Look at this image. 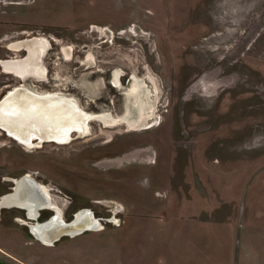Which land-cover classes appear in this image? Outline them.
<instances>
[{
	"label": "rangeland",
	"instance_id": "obj_1",
	"mask_svg": "<svg viewBox=\"0 0 264 264\" xmlns=\"http://www.w3.org/2000/svg\"><path fill=\"white\" fill-rule=\"evenodd\" d=\"M7 4L0 101L24 84L91 117L67 143L27 148L0 130V196L30 175L56 206L44 216L89 208L101 225L47 244L23 210L2 208L0 258L264 264V0H0V12ZM33 37L48 42L45 79L1 63L23 59L13 44ZM139 113L140 125L123 119Z\"/></svg>",
	"mask_w": 264,
	"mask_h": 264
},
{
	"label": "bare ground",
	"instance_id": "obj_2",
	"mask_svg": "<svg viewBox=\"0 0 264 264\" xmlns=\"http://www.w3.org/2000/svg\"><path fill=\"white\" fill-rule=\"evenodd\" d=\"M26 42L28 43L26 44L28 48L27 56L23 59L2 61L4 69L20 76L33 73L39 77H45L47 70L43 64V55L47 51L48 42L46 38L33 37L29 42L27 40L23 43ZM19 43L13 45L19 48L25 46V44ZM68 52L67 49L66 53ZM119 79L120 75L115 73V82L118 83ZM134 83L136 84L133 86L134 90H139L141 87L140 82L137 83L136 81ZM53 96L54 94L50 93L37 94L25 90V88H15L8 91L0 101V126L6 129L10 136L16 137V140L23 142L26 146L32 144L31 140L34 135L39 136L42 140L56 139L63 143L71 140L72 131L74 130H77L76 133L79 135H86L91 113L88 114L82 110L78 101L74 98L71 99L63 95H59L60 97ZM133 116L127 114L123 119H127L129 126L140 125L143 113ZM100 117L107 123L118 122V119H109L104 115H100ZM37 144H40V142ZM27 176L29 177V175ZM13 202L25 207L30 217H37L40 207L56 209L46 186L32 177L20 181L16 191L6 194L1 200L2 205H11ZM61 216V211H57L45 222V225L31 223L30 226L36 239L51 244L63 232L75 235L80 233L82 231L80 229L83 227L85 229H97L101 225L100 220L93 218L92 211L89 212L87 209L81 210L73 220L67 223ZM58 223H62V227L57 229L54 225Z\"/></svg>",
	"mask_w": 264,
	"mask_h": 264
},
{
	"label": "flooded vegetation",
	"instance_id": "obj_3",
	"mask_svg": "<svg viewBox=\"0 0 264 264\" xmlns=\"http://www.w3.org/2000/svg\"><path fill=\"white\" fill-rule=\"evenodd\" d=\"M29 42V41H28ZM21 43V42H20ZM19 43V44H20ZM21 44H25V47L27 48V45L26 44H28L27 42L26 43H21ZM69 50V48H65V53H66V50ZM27 50H28V48H27ZM69 53H70V50H69V52L68 53H66V55H69ZM27 54H28V51L26 52V56H27ZM25 56V57H26ZM43 64H44V62H43ZM44 66H45V64H44ZM46 67V66H45ZM46 70H47V68H46ZM14 73V72H13ZM115 73H117V72H115ZM16 75H18V74H16ZM18 76H20V75H18ZM27 76H35V77H37V78H39V79H45L46 77H47V72H46V75H45V77H39L38 75H36V74H33V73H30V74H26L25 76H21V77H23V78H25V77H27ZM113 80H114V82H115V74L113 75ZM119 83V82H118ZM15 88H25V90H29V91H31V92H34V93H37V94H48V93H50V94H54V96L53 97H60L59 95H63V96H67V97H69L68 95H66V94H64L63 92H61V91H45V92H40V91H34L33 89H31V88H29V87H27L26 85H24V84H22V85H18V86H15V87H13L11 90H14ZM69 98H73V97H69ZM75 99V98H74ZM117 119V118H116ZM119 121V120H118ZM0 130H2L1 128H0ZM2 131H4L7 135H9L5 130H2ZM76 131L77 130H74V131H72V134L73 133H76ZM72 139V138H71ZM41 140V141H40ZM18 141V140H17ZM32 144H28L27 146L26 145H24L23 143H21V144H23L25 147H27V148H30V147H33L34 145H42L44 142H46V141H54V142H57V143H63V142H60V141H58V140H56V139H40V137L39 136H37V135H34L33 137H32ZM19 142V141H18ZM38 142H40V144H37ZM64 143H67V142H64ZM31 176L29 175V178H30ZM17 180V179H16ZM15 180V181H16ZM28 181H30V180H28ZM16 183V182H15ZM15 186V185H14ZM14 186H13V191H14ZM12 191V192H13ZM8 194V193H7ZM6 194H4L3 196H5ZM3 196L1 197V199H0V213L2 212V208H7V207H16V208H19V209H21V210H23L24 212H25V217L27 218V219H23V223L25 224V225H27L28 226V228H29V234L30 235H33V236H35V234H34V232L32 231V228H31V223H43V224H45V222L49 219V218H51L53 215H55V214H53L52 216H44V212L45 211H47L46 209H53V208H51V207H40L39 208V214H38V216L37 217H30L29 215H28V210L25 208V207H23L22 205H20V204H16V203H12L11 205H2V203H1V200L3 199ZM84 209H87L89 212L90 211H92L91 209H89V208H83V209H77V210H75V211H73L72 212V215H70L69 217H65L63 214H61L62 216V218H64V221L67 223L68 221H70V220H73L74 218H75V216L81 211V210H84ZM94 214H95V212L94 211H92ZM86 230H89V228H86L85 230H83L82 232H84V231H86ZM66 235H71L70 233H67V232H63L60 236H59V238H57V239H55V241L56 240H58V239H61V238H63L64 236H66ZM36 238V237H35ZM54 241V242H55ZM54 242H52V243H54ZM0 261L1 262H3V263H5V264H9V263H7L5 260H3V259H1L0 258Z\"/></svg>",
	"mask_w": 264,
	"mask_h": 264
},
{
	"label": "water",
	"instance_id": "obj_4",
	"mask_svg": "<svg viewBox=\"0 0 264 264\" xmlns=\"http://www.w3.org/2000/svg\"><path fill=\"white\" fill-rule=\"evenodd\" d=\"M20 48H24L26 52L28 51L27 48H26L25 46H22V47H20ZM19 77H21V76H19ZM0 128H1L2 130H5V131H6V129L2 128L1 126H0ZM9 136H10V135H9ZM11 137L17 139V138L14 137V136H11ZM22 143H23V142H22ZM27 179H29V177H28L27 175L21 177L20 179H17V180L15 181L16 183H15L14 191H13V192L16 191V189H17V185H18V183H19L20 181H22V180H27ZM31 181H32V180H31ZM13 192H11V193H13ZM92 216H93V218L99 219V218H97V217L94 215L93 212H92ZM99 220H100V219H99ZM39 224H40V225H45V224L40 223V222H39ZM80 230L83 231V230H85V228L83 227V228H81ZM82 231H81V232H82ZM54 241H55V240H54ZM54 241H53V242H54ZM0 264H5V263H3V262L0 261Z\"/></svg>",
	"mask_w": 264,
	"mask_h": 264
},
{
	"label": "crops",
	"instance_id": "obj_5",
	"mask_svg": "<svg viewBox=\"0 0 264 264\" xmlns=\"http://www.w3.org/2000/svg\"><path fill=\"white\" fill-rule=\"evenodd\" d=\"M10 4H7V6H4V8L2 9V11L0 12V14L2 13H10L11 12V9H10Z\"/></svg>",
	"mask_w": 264,
	"mask_h": 264
}]
</instances>
